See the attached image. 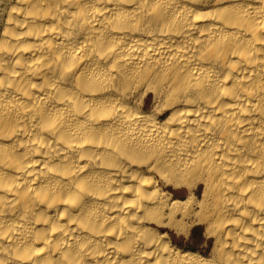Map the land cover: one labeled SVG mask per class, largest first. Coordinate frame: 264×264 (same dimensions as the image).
Returning a JSON list of instances; mask_svg holds the SVG:
<instances>
[{"label":"bare ground","instance_id":"1","mask_svg":"<svg viewBox=\"0 0 264 264\" xmlns=\"http://www.w3.org/2000/svg\"><path fill=\"white\" fill-rule=\"evenodd\" d=\"M0 264H264V0H13Z\"/></svg>","mask_w":264,"mask_h":264},{"label":"rangeland","instance_id":"2","mask_svg":"<svg viewBox=\"0 0 264 264\" xmlns=\"http://www.w3.org/2000/svg\"><path fill=\"white\" fill-rule=\"evenodd\" d=\"M13 0H0V33L2 31V26L6 18L7 10ZM152 101V96H150L148 103L150 104ZM172 189V188H171ZM170 189V191H171ZM202 187H200V192L202 191ZM181 199L185 198L188 195V191L185 188L176 189ZM205 228L203 226H194L187 236L185 235H176L171 234L172 241L178 246L182 247L185 250H199L203 249L204 244L206 243V236L204 234ZM212 242L209 243L211 245ZM209 250V248H207Z\"/></svg>","mask_w":264,"mask_h":264}]
</instances>
